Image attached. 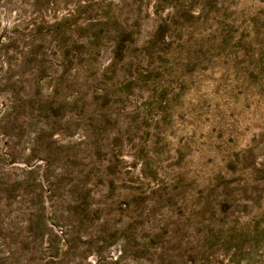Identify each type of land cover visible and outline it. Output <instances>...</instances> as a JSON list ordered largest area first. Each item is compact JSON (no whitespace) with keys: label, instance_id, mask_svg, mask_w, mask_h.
Segmentation results:
<instances>
[{"label":"rangeland","instance_id":"obj_1","mask_svg":"<svg viewBox=\"0 0 264 264\" xmlns=\"http://www.w3.org/2000/svg\"><path fill=\"white\" fill-rule=\"evenodd\" d=\"M0 264H264V0H0Z\"/></svg>","mask_w":264,"mask_h":264}]
</instances>
